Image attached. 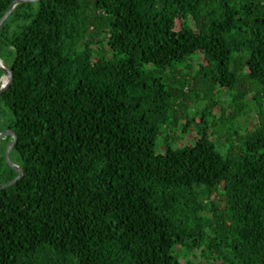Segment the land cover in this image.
<instances>
[{
  "label": "trees",
  "instance_id": "16d2710c",
  "mask_svg": "<svg viewBox=\"0 0 264 264\" xmlns=\"http://www.w3.org/2000/svg\"><path fill=\"white\" fill-rule=\"evenodd\" d=\"M0 63V264H264V0L19 1Z\"/></svg>",
  "mask_w": 264,
  "mask_h": 264
},
{
  "label": "water",
  "instance_id": "95a60500",
  "mask_svg": "<svg viewBox=\"0 0 264 264\" xmlns=\"http://www.w3.org/2000/svg\"><path fill=\"white\" fill-rule=\"evenodd\" d=\"M19 1H26V0H15V1H13L11 3V5L9 6V8L7 9V11L1 17L0 26L3 23V21L5 20V18L9 15V13L12 10V8ZM0 68H2L4 70V72H5V79L3 80V83L0 86V92H1V91L5 90L7 88V86L9 85V83L11 81V78H12V75H11V71L9 69L5 68L3 65H1V63H0ZM6 135H12L13 136L12 142L10 143V145L7 147V149L5 151L6 160L16 171H18V175L14 179H12L9 183L6 184V185H10V184H13L18 178H20L22 176L23 172L18 166H16L15 164L11 163V161L9 160V152L12 150V148H13L16 140H17L16 135H15L14 131H12V130H5V131L0 132V138L2 136H6Z\"/></svg>",
  "mask_w": 264,
  "mask_h": 264
},
{
  "label": "rangeland",
  "instance_id": "374dc122",
  "mask_svg": "<svg viewBox=\"0 0 264 264\" xmlns=\"http://www.w3.org/2000/svg\"><path fill=\"white\" fill-rule=\"evenodd\" d=\"M5 65L8 66V63H5ZM4 79H5V77H4ZM253 122H254V120L252 118H248L247 123H246L247 127L249 128L250 126H252ZM193 135H195V134L192 132V130H190V132L185 136V139L183 141L185 142L188 138L192 137ZM182 262H184V259H182ZM215 263L216 262H214L213 264H215Z\"/></svg>",
  "mask_w": 264,
  "mask_h": 264
}]
</instances>
